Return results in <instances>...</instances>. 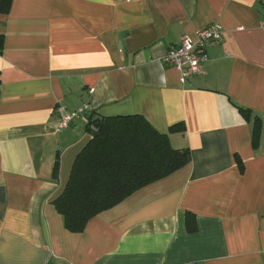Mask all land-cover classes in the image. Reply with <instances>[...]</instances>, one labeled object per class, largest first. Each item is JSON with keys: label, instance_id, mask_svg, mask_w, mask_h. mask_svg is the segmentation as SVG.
Here are the masks:
<instances>
[{"label": "crops", "instance_id": "1", "mask_svg": "<svg viewBox=\"0 0 264 264\" xmlns=\"http://www.w3.org/2000/svg\"><path fill=\"white\" fill-rule=\"evenodd\" d=\"M212 24L223 42L182 83L167 50ZM0 35V264H264V0H12ZM92 115L180 125L191 161L76 234L54 201Z\"/></svg>", "mask_w": 264, "mask_h": 264}, {"label": "trees", "instance_id": "2", "mask_svg": "<svg viewBox=\"0 0 264 264\" xmlns=\"http://www.w3.org/2000/svg\"><path fill=\"white\" fill-rule=\"evenodd\" d=\"M262 2V0H259ZM12 0H0V14H8ZM5 48V36L0 35V55ZM251 121L250 110L239 109ZM254 120L255 145L262 133L261 120ZM182 127H171L170 134ZM87 132L91 139L76 157L63 193L54 201L65 227L72 233H83L89 222L131 195L165 179L191 161L188 149H175L169 133L156 130L143 116H90ZM60 159L54 166L59 177ZM241 170L243 167L241 165ZM188 231H197L195 216L187 213Z\"/></svg>", "mask_w": 264, "mask_h": 264}, {"label": "built area", "instance_id": "3", "mask_svg": "<svg viewBox=\"0 0 264 264\" xmlns=\"http://www.w3.org/2000/svg\"><path fill=\"white\" fill-rule=\"evenodd\" d=\"M224 40V29L220 24H212L198 33L197 39L192 40L183 36L178 45L170 47L165 56L164 63L181 73V82L198 75L204 65L209 61L208 47L212 44H221ZM90 110L88 104L73 113L60 115L59 129L68 128L75 119Z\"/></svg>", "mask_w": 264, "mask_h": 264}]
</instances>
